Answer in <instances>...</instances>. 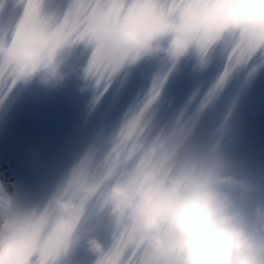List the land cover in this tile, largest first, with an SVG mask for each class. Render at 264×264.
I'll return each instance as SVG.
<instances>
[{
	"label": "clouds",
	"instance_id": "clouds-1",
	"mask_svg": "<svg viewBox=\"0 0 264 264\" xmlns=\"http://www.w3.org/2000/svg\"><path fill=\"white\" fill-rule=\"evenodd\" d=\"M9 12L0 98L62 88L69 49L87 53L78 93L91 108L141 65L153 71L43 201L21 203L0 173V264H72L80 250L90 264H264V179L237 174L223 151L229 86L264 71V0H0ZM173 78L194 86L160 124Z\"/></svg>",
	"mask_w": 264,
	"mask_h": 264
},
{
	"label": "bare ground",
	"instance_id": "bare-ground-1",
	"mask_svg": "<svg viewBox=\"0 0 264 264\" xmlns=\"http://www.w3.org/2000/svg\"><path fill=\"white\" fill-rule=\"evenodd\" d=\"M13 167V164L11 165ZM14 171H15V167H14ZM15 175V172H12V176ZM16 178V175H15Z\"/></svg>",
	"mask_w": 264,
	"mask_h": 264
},
{
	"label": "snow or ice",
	"instance_id": "snow-or-ice-1",
	"mask_svg": "<svg viewBox=\"0 0 264 264\" xmlns=\"http://www.w3.org/2000/svg\"><path fill=\"white\" fill-rule=\"evenodd\" d=\"M101 2H103V0H101Z\"/></svg>",
	"mask_w": 264,
	"mask_h": 264
}]
</instances>
